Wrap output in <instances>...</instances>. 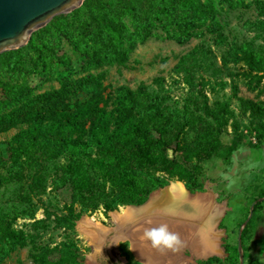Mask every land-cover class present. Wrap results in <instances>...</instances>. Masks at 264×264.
Returning <instances> with one entry per match:
<instances>
[{
  "label": "rangeland",
  "instance_id": "374dc122",
  "mask_svg": "<svg viewBox=\"0 0 264 264\" xmlns=\"http://www.w3.org/2000/svg\"><path fill=\"white\" fill-rule=\"evenodd\" d=\"M203 1H211L218 8L217 25L198 27V36L183 43L166 37L165 29L159 27V36L139 43L126 65L92 69L95 74H104L101 87L76 86L71 101L86 100L94 92H101L105 98L114 94L120 85L137 88L144 83L151 94L167 95L179 105L191 103L194 123L181 136L182 144L189 147L188 152L176 150L173 142L168 156L195 172L196 177L191 180L193 185L197 179L203 185L191 190L186 180L175 178L151 192L164 189L173 181H181L188 191L210 196L214 204L224 210L218 223L221 253L190 264H239L238 232L255 202L253 214L242 231L244 264H264V77L259 79L263 71L237 56L243 49L253 47L259 64L264 67V4L259 0H236V5L230 7L220 0ZM80 16L88 20L87 14L79 15L78 19L69 17L76 21L77 30L69 26L73 36L79 35L84 22ZM54 21L59 23L55 16L32 32L28 43L22 46L23 56L16 55L19 57L18 70L10 66L6 57L0 58V96L6 87L13 89L24 85L33 88L35 93H42L59 88L65 76L75 80L87 73L82 68L79 52L58 28L66 31L62 28L64 25L54 26ZM46 26L49 31H45ZM30 41L33 47L27 49ZM46 43H51L54 49L45 48ZM186 54L188 57L180 69L177 66ZM156 78L162 79L161 83L156 82ZM204 94L213 106L229 105L230 113L220 131L201 117L199 104ZM253 104L262 111L259 108L253 111ZM206 126L212 136L199 142L198 136ZM17 130L0 133V149L5 158H9L8 144ZM36 155L39 163L25 164L20 173H14L5 181L0 190V205L7 210L17 208L22 213L16 227L37 235L38 245L49 243L50 258L55 262L69 257L63 243L72 242L78 247L81 264H84L92 254L91 244L81 228L84 217H93L112 228L116 225L112 211L130 204L107 206L105 198L114 186L110 176L97 170L93 162H87V178L72 176L71 179L70 173L63 168V163L71 160L69 154L53 158L37 151ZM2 166L0 171L6 173V167ZM156 174L165 176L160 170ZM70 207L76 215L73 225L60 226L57 215L67 214ZM38 219L44 222L34 225ZM33 252V244L28 243L14 250L2 264H36ZM110 259L119 264H144L136 256L129 238L108 239L97 260L100 264H110Z\"/></svg>",
  "mask_w": 264,
  "mask_h": 264
},
{
  "label": "trees",
  "instance_id": "16d2710c",
  "mask_svg": "<svg viewBox=\"0 0 264 264\" xmlns=\"http://www.w3.org/2000/svg\"><path fill=\"white\" fill-rule=\"evenodd\" d=\"M220 1L230 7L237 2ZM259 2L264 4V0ZM81 14H87L88 20L80 16L84 22L80 25L79 35L73 36V29L77 30L76 21L69 17L72 15V19H78ZM217 14L215 4L203 0H85L70 13L57 15L59 23L54 21L52 25H64L62 28L66 31L58 28L79 52L82 68L87 73L75 80L65 76L59 88L42 93H35L28 85L13 89L6 87L0 96V133L13 128L18 130L8 144L9 158H5L0 149V165L7 170L6 173L0 171V190L5 181L14 173H20L25 164L40 162L37 151L53 158L69 154L71 160L63 163V168L70 173L71 179L72 176L87 178V162H93L97 170L110 176L114 186L105 198L109 208L141 204L153 189L163 187L175 178L186 180V186L191 190L201 188L203 184L199 179L194 185L191 183L193 176L196 177L194 171L168 156L173 142L176 150L186 149L188 152L189 147L182 144L181 136L194 123L191 103L179 105L167 95L151 94L144 83L137 88L120 85L114 94L105 98L101 92H94L83 101L72 102L71 97L76 86L101 87L104 74H95L92 69L126 65L139 43L159 36V27L165 29L166 37L183 43L198 36V27L217 25ZM69 26H73L72 31ZM49 29V26L45 27V31ZM26 47H33L32 41ZM44 47L54 49L51 43ZM23 48L4 51L0 58L6 57L10 66L18 70V56H23ZM241 53L237 54L238 58L263 71L259 79L263 78L264 67L259 64L255 49L248 47ZM187 57L188 54L181 57L178 68H182ZM155 81L161 83L162 79L156 78ZM199 108L201 117L207 119L208 125L213 123L218 131L230 113L228 104L213 106L205 94ZM251 108L262 111L254 104ZM208 128L201 130L199 142L212 136ZM158 170L165 176L157 175ZM16 209L7 210L0 205V264L14 250L28 243L34 246L32 256L36 264H81L78 247L72 242L63 243L69 257L56 262L50 258L52 249L49 243L38 245L37 235L16 227L22 214ZM75 217L70 207L67 214L57 215L56 220L60 226L73 225ZM42 222L44 219H38L34 225Z\"/></svg>",
  "mask_w": 264,
  "mask_h": 264
},
{
  "label": "bare ground",
  "instance_id": "6f19581e",
  "mask_svg": "<svg viewBox=\"0 0 264 264\" xmlns=\"http://www.w3.org/2000/svg\"><path fill=\"white\" fill-rule=\"evenodd\" d=\"M223 211L210 196L191 193L183 182L173 181L153 191L143 205L130 204L112 211L115 227L83 216L81 228L92 247L85 264H100L97 257L108 239L119 238L131 240L136 256L144 264H190L219 254L222 249L218 223ZM161 225L176 236L170 247H154L144 236L145 231Z\"/></svg>",
  "mask_w": 264,
  "mask_h": 264
},
{
  "label": "water",
  "instance_id": "95a60500",
  "mask_svg": "<svg viewBox=\"0 0 264 264\" xmlns=\"http://www.w3.org/2000/svg\"><path fill=\"white\" fill-rule=\"evenodd\" d=\"M83 2L84 0H0V54L22 47L28 43L33 31L45 26L55 16L80 7ZM151 193L146 201L150 199ZM146 201L134 205L140 206ZM254 204L255 202L238 232L239 264L245 262L242 231L253 214Z\"/></svg>",
  "mask_w": 264,
  "mask_h": 264
},
{
  "label": "clouds",
  "instance_id": "9594fccd",
  "mask_svg": "<svg viewBox=\"0 0 264 264\" xmlns=\"http://www.w3.org/2000/svg\"><path fill=\"white\" fill-rule=\"evenodd\" d=\"M144 236L155 246H168L176 241V236L170 233L166 226L152 228L144 232Z\"/></svg>",
  "mask_w": 264,
  "mask_h": 264
},
{
  "label": "flooded vegetation",
  "instance_id": "af4514ba",
  "mask_svg": "<svg viewBox=\"0 0 264 264\" xmlns=\"http://www.w3.org/2000/svg\"><path fill=\"white\" fill-rule=\"evenodd\" d=\"M110 264H119L118 261L114 260V259H110Z\"/></svg>",
  "mask_w": 264,
  "mask_h": 264
}]
</instances>
